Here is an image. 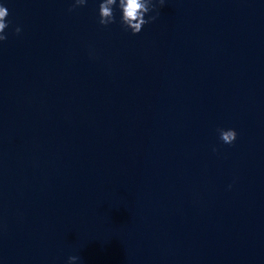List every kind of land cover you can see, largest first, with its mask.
I'll return each mask as SVG.
<instances>
[{"label":"water","instance_id":"obj_1","mask_svg":"<svg viewBox=\"0 0 264 264\" xmlns=\"http://www.w3.org/2000/svg\"><path fill=\"white\" fill-rule=\"evenodd\" d=\"M101 2L0 0V264H264V0Z\"/></svg>","mask_w":264,"mask_h":264},{"label":"clouds","instance_id":"obj_2","mask_svg":"<svg viewBox=\"0 0 264 264\" xmlns=\"http://www.w3.org/2000/svg\"><path fill=\"white\" fill-rule=\"evenodd\" d=\"M88 0H74L73 6L69 11H75L78 7L87 5ZM157 4L160 7L165 5V0H102L99 4V24L108 27L117 22L115 9L118 6L122 15L119 23L125 31H130L133 35L141 33L143 27L154 22L159 11ZM156 11L157 15H149ZM10 15L9 10L4 4H0V42L7 40L5 29L9 27L7 17ZM147 17V18H146ZM21 28L17 27L15 32L17 35L21 33ZM220 140L225 144H234L238 138V132L235 129H218ZM217 149H214L216 151ZM79 259L77 256H70L68 264H75Z\"/></svg>","mask_w":264,"mask_h":264}]
</instances>
